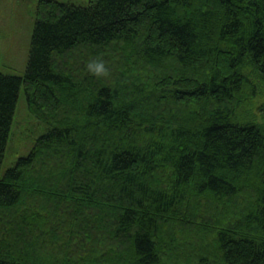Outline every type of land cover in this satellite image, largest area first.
<instances>
[{
	"label": "trees",
	"instance_id": "1",
	"mask_svg": "<svg viewBox=\"0 0 264 264\" xmlns=\"http://www.w3.org/2000/svg\"><path fill=\"white\" fill-rule=\"evenodd\" d=\"M21 87L47 129L0 178V264H264V0H38L0 166Z\"/></svg>",
	"mask_w": 264,
	"mask_h": 264
},
{
	"label": "rangeland",
	"instance_id": "2",
	"mask_svg": "<svg viewBox=\"0 0 264 264\" xmlns=\"http://www.w3.org/2000/svg\"><path fill=\"white\" fill-rule=\"evenodd\" d=\"M38 0H0V73L22 77L24 75L30 39L35 22ZM86 6L88 0H54ZM264 98H255L254 114L264 118ZM24 88L21 87L14 112L4 157L0 166V178L17 160L28 155L46 126L33 117L27 108ZM257 108V109H256Z\"/></svg>",
	"mask_w": 264,
	"mask_h": 264
},
{
	"label": "clouds",
	"instance_id": "3",
	"mask_svg": "<svg viewBox=\"0 0 264 264\" xmlns=\"http://www.w3.org/2000/svg\"><path fill=\"white\" fill-rule=\"evenodd\" d=\"M84 71L86 74L96 78L108 77L110 75L109 69L106 66V61L100 57L89 58L85 64Z\"/></svg>",
	"mask_w": 264,
	"mask_h": 264
}]
</instances>
